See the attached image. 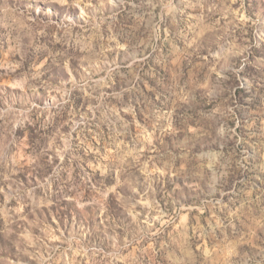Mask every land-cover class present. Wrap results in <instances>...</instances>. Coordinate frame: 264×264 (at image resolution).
<instances>
[{
	"label": "rangeland",
	"instance_id": "1",
	"mask_svg": "<svg viewBox=\"0 0 264 264\" xmlns=\"http://www.w3.org/2000/svg\"><path fill=\"white\" fill-rule=\"evenodd\" d=\"M0 264H264V0H0Z\"/></svg>",
	"mask_w": 264,
	"mask_h": 264
}]
</instances>
